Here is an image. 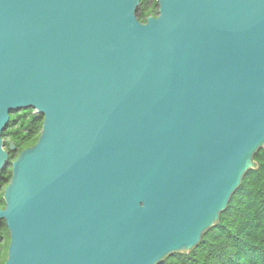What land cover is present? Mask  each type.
<instances>
[{
    "label": "water",
    "instance_id": "water-1",
    "mask_svg": "<svg viewBox=\"0 0 264 264\" xmlns=\"http://www.w3.org/2000/svg\"><path fill=\"white\" fill-rule=\"evenodd\" d=\"M157 1L141 22V0H0V172L11 113L44 116L3 194L6 264L189 253L257 168L264 0Z\"/></svg>",
    "mask_w": 264,
    "mask_h": 264
},
{
    "label": "trees",
    "instance_id": "trees-1",
    "mask_svg": "<svg viewBox=\"0 0 264 264\" xmlns=\"http://www.w3.org/2000/svg\"><path fill=\"white\" fill-rule=\"evenodd\" d=\"M158 14L157 0H141V22ZM43 124L44 116L34 109L11 113L2 134L10 161L0 172V208H5L3 194L12 179L13 161L38 142ZM254 161L257 168L244 175L219 223L203 235L200 244L189 253L172 254L159 264H264V149L256 153ZM10 242L6 222L0 221V264H6Z\"/></svg>",
    "mask_w": 264,
    "mask_h": 264
},
{
    "label": "rangeland",
    "instance_id": "rangeland-1",
    "mask_svg": "<svg viewBox=\"0 0 264 264\" xmlns=\"http://www.w3.org/2000/svg\"><path fill=\"white\" fill-rule=\"evenodd\" d=\"M149 1L152 2L153 0H149ZM137 16H138V18H139V9H138V12H137ZM35 113H36V114H39L37 111H35Z\"/></svg>",
    "mask_w": 264,
    "mask_h": 264
}]
</instances>
